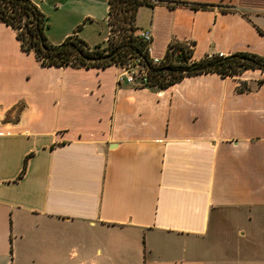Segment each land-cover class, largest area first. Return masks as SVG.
I'll use <instances>...</instances> for the list:
<instances>
[{
	"label": "crops",
	"instance_id": "1",
	"mask_svg": "<svg viewBox=\"0 0 264 264\" xmlns=\"http://www.w3.org/2000/svg\"><path fill=\"white\" fill-rule=\"evenodd\" d=\"M32 1L55 44H106L107 0ZM164 1L136 14L151 56L264 55V0ZM118 75L41 66L0 23V264H264V72Z\"/></svg>",
	"mask_w": 264,
	"mask_h": 264
},
{
	"label": "trees",
	"instance_id": "2",
	"mask_svg": "<svg viewBox=\"0 0 264 264\" xmlns=\"http://www.w3.org/2000/svg\"><path fill=\"white\" fill-rule=\"evenodd\" d=\"M107 24L109 35L105 45L90 48L76 32L67 36L60 44H52L44 33L47 18L32 0H0V23L14 30L20 48L33 53L44 67L106 68L124 64L140 58L149 71V83L142 87L166 88L187 76L202 73H217L221 77H235L247 69L264 72V55L233 53L229 56H205L192 61L191 49L181 43H171L164 57L165 64L154 66L145 52V42L138 36L135 26L138 10L142 6L153 7L164 0H107ZM202 7V6H201ZM240 83L239 90H247ZM27 159V158H26ZM25 159V160H26ZM26 161L19 177L25 171Z\"/></svg>",
	"mask_w": 264,
	"mask_h": 264
},
{
	"label": "built area",
	"instance_id": "3",
	"mask_svg": "<svg viewBox=\"0 0 264 264\" xmlns=\"http://www.w3.org/2000/svg\"><path fill=\"white\" fill-rule=\"evenodd\" d=\"M138 36L145 42V52L149 61L154 66L165 64L164 58L151 56L152 36L149 30L140 29ZM218 57H224L223 54H216ZM119 70L118 82L132 85L134 87L146 86L149 83V71L140 58L136 57L124 64L116 65Z\"/></svg>",
	"mask_w": 264,
	"mask_h": 264
},
{
	"label": "rangeland",
	"instance_id": "4",
	"mask_svg": "<svg viewBox=\"0 0 264 264\" xmlns=\"http://www.w3.org/2000/svg\"><path fill=\"white\" fill-rule=\"evenodd\" d=\"M45 16L47 18V22H46L47 27L45 28L44 33L47 37V40L50 43L55 44V42H58L61 39L65 31H68V29H70V26L60 25V21H58V19L54 15L49 16L48 14H45ZM89 30H92V29H89ZM80 33L82 34L83 32H80ZM88 33H89L88 35H93V32L91 31H89Z\"/></svg>",
	"mask_w": 264,
	"mask_h": 264
}]
</instances>
